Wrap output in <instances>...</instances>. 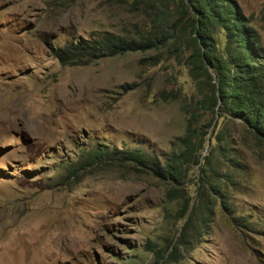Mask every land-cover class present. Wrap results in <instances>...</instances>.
Listing matches in <instances>:
<instances>
[{
  "label": "rangeland",
  "instance_id": "obj_1",
  "mask_svg": "<svg viewBox=\"0 0 264 264\" xmlns=\"http://www.w3.org/2000/svg\"><path fill=\"white\" fill-rule=\"evenodd\" d=\"M237 2L264 38V0ZM155 5L0 0V264H264V141L241 119L215 115L203 155L215 150L214 165L231 181L212 222L189 249L181 246L178 261L168 257L171 248L163 253L184 222L167 201L169 184L111 164L69 173L97 144L163 160L192 113L199 125L214 119L210 109L196 111L201 96L190 51L175 41L183 20L175 23L174 12L160 48L79 65L53 53L81 36L157 32ZM216 134H227L226 157L227 142H212ZM198 167L185 184L193 196Z\"/></svg>",
  "mask_w": 264,
  "mask_h": 264
},
{
  "label": "trees",
  "instance_id": "obj_2",
  "mask_svg": "<svg viewBox=\"0 0 264 264\" xmlns=\"http://www.w3.org/2000/svg\"><path fill=\"white\" fill-rule=\"evenodd\" d=\"M152 2L156 3L154 15L158 14L162 22L157 32L148 31L136 37L112 32L96 38L81 36L63 47L53 48V53L63 64L79 65L104 57L160 48L168 41L163 25H167L173 12L178 14L175 23L180 24L183 20L175 41L181 49L187 46L190 51L187 57L190 76L201 96L196 111L210 109L214 119L199 125L197 112L192 113L185 134L172 141V150L164 154L163 160L142 148L120 149L97 144L93 149L83 150L82 161L76 162L79 164H69V173L76 174L106 164L127 169L133 167L169 184L167 201L177 203L175 217L184 222L177 242L169 243L163 253L165 255L171 248L168 257L178 261L182 257L181 246L189 249L212 222L218 198L223 196V185L231 181V174L214 165L215 150L203 155L209 129L218 122L215 115L243 120L251 134L264 141V38L237 0ZM225 136L227 134L224 138L222 134L212 136V142L213 139L227 142L220 148L224 157L229 152V141ZM196 166H199L200 181L197 182V194L193 196L185 184ZM222 203L226 205L224 200ZM167 214L173 216L171 209H167Z\"/></svg>",
  "mask_w": 264,
  "mask_h": 264
}]
</instances>
